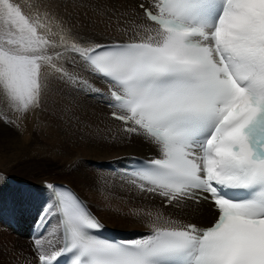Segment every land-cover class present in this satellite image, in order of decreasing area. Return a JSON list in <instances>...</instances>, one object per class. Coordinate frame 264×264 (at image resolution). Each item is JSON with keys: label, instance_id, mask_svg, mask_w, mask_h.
<instances>
[{"label": "snow or ice", "instance_id": "snow-or-ice-1", "mask_svg": "<svg viewBox=\"0 0 264 264\" xmlns=\"http://www.w3.org/2000/svg\"><path fill=\"white\" fill-rule=\"evenodd\" d=\"M105 14L119 39H84L43 5L33 19L0 0V123L22 131L54 86L99 97L125 136L155 148L120 175L162 207L134 210L146 237L103 241L80 198L45 182L37 223L57 226L32 238L37 264H264V0H129ZM40 196L22 186L13 203ZM205 205L207 226L163 211Z\"/></svg>", "mask_w": 264, "mask_h": 264}, {"label": "bare ground", "instance_id": "bare-ground-1", "mask_svg": "<svg viewBox=\"0 0 264 264\" xmlns=\"http://www.w3.org/2000/svg\"><path fill=\"white\" fill-rule=\"evenodd\" d=\"M11 2L20 7L21 13L26 18L33 19L37 4L47 7L58 19L64 21L67 27L72 29L74 35L84 39H97L100 33L106 32L111 36L114 35L115 39H119L114 32V25L109 24V16L105 13L111 8L128 3L129 0H11ZM8 29L9 25L0 18V41L7 39ZM37 31L38 34H43L42 29ZM97 87L103 91L105 85L98 83ZM48 98L47 94L42 110L28 117L22 124V131L0 123V173L6 171L12 174L19 166L29 162L41 165L40 161H45V167L41 165L42 172L37 185L32 184L33 190L36 192H44L47 195L44 188L45 182L68 184L82 195L90 207L95 206L94 209H91L105 225L126 230L148 228L142 218L133 214L134 210L148 207L161 208V206L149 200L145 194L140 193L129 182L122 179L120 173L116 174L110 168L113 165L123 167L131 156L142 155L147 148L152 147L140 138L125 136L120 131L118 123L108 117V109L99 102V97H85L74 93L61 97L60 102L66 104L74 116L68 115L70 118L66 122L65 119L60 118L57 128H55L56 126L54 127L47 116V111L52 109V107L49 108L52 106L49 105L52 100L48 104ZM54 101L52 102L54 103ZM75 122L84 130V134L87 129H91L90 135L75 134V128H73ZM64 124L65 126L68 124L71 131ZM65 129L69 130V134ZM101 137L103 138L101 139ZM82 155H88L89 159L93 160L92 163L87 162V166L94 175L98 174L99 176V173L104 170L108 173L109 180L111 177H117L119 183L116 179L114 182L105 179V182H98L100 184L98 187V185H94V177L80 174L77 178L82 184L86 183V187H83L82 184H74L72 177L75 175L74 170L77 164L81 162ZM47 162H50L52 166L48 167ZM47 167L51 169L50 172L47 171ZM89 170L86 171L89 172ZM60 178L63 179L59 180ZM3 184L0 175V186ZM118 185H121L123 190L118 189ZM163 211L166 216L183 217L204 226L209 225L214 218L213 214L207 210L206 205L202 213L196 215L185 212L176 213L172 208L163 209ZM53 220L46 234L56 228L57 217L53 216ZM33 222L30 223L29 220H26L24 223L32 224ZM57 242L60 243L59 235ZM23 250L25 251L24 248ZM30 252L32 251H28V253ZM15 263L27 264L26 261L22 262L21 260Z\"/></svg>", "mask_w": 264, "mask_h": 264}, {"label": "rangeland", "instance_id": "rangeland-1", "mask_svg": "<svg viewBox=\"0 0 264 264\" xmlns=\"http://www.w3.org/2000/svg\"><path fill=\"white\" fill-rule=\"evenodd\" d=\"M100 34H101V36H100ZM100 34L97 37V39L100 40V41L112 40V39L116 38V37H114V35L111 36V34L107 33V32L106 33H100ZM103 35H105V36L103 37ZM57 88H59V90H57ZM65 90L66 89H64L63 86H54L52 91H50L48 93V97L49 98L47 99L48 100L47 103L49 104V102L51 100L52 101L55 100L54 103L56 102L54 104L51 101L49 105H52V106H49V108L51 109V107H52V109L47 111L48 120L54 125V127L56 126L55 128H57V122H59L60 118H62L63 120L65 119L64 121L66 122L67 119L70 118V116L71 117L74 116V114H71V111L68 109L67 105L64 104L62 101L60 102L61 97H63L64 95L67 96V95L71 94V92H69L68 89L66 91ZM63 91H64V93H63ZM52 97H53V99H52ZM48 114H50V115H48ZM68 115H70V116H68ZM49 121H48V123H49ZM73 125H74L73 128H75L74 129L75 134H79L80 133V134H83V135L87 136V135H90V132L92 131L91 129L90 130L87 129L85 131V134H84V130L81 129L80 126H78L76 122L73 123ZM64 126H65V124H64ZM68 126L69 125L67 124V126H65V127L69 128V130H70L71 127H68ZM65 130H66V133L69 134V130H67V129H65ZM102 138L103 137H101V139ZM97 140L99 141V139H97ZM67 146H70V145H67ZM80 160H81V162L78 163L77 166H76L77 170L76 169L74 170V174L75 175L72 177V179L74 181L73 182L74 184H82V182L77 178L80 174H85V175H88L89 177L91 176V178L94 177V179H95L94 180V185H98V187L100 186V184H99L100 181H99L98 177H100L101 175H103L105 177L106 181H111V179L109 180L108 173H106L104 170H102V172L99 173V176H98V174L94 175L91 172V170H89L90 168L87 166V162L92 163L93 160L89 159L88 155H82L80 157ZM40 162H41L40 164L42 166H44V164L46 163L45 161H40ZM47 164H48V167L52 166V165H50V162L49 163L47 162ZM41 165H39V164L36 165V163H34V162H29L26 165L19 166L16 169V171L13 172L12 174L10 172H6V171H3V172L0 173V175L2 176V179H3V182H4L3 186H0V264H16L15 262L16 261L19 262L20 260L22 262L26 261L27 264H29V263L33 264V262H34L33 261L34 258L33 259L30 258V257H34V253L30 252L32 255L30 253H28V251L31 250V247L28 246V243L25 240V237L23 235H18L17 236L16 233H18V232H16V230L15 231L9 230V223H4V228H3V224H2L3 222L2 221H4V222H7L9 220L12 221V220H14L15 217H17V221H19V223L22 222V221L25 222L26 220H29L30 223H31L32 221L35 220V217H34V215L33 216L29 215L28 217H25L24 213L25 212L27 213V211H25V208L26 207L29 208L30 206H34L33 208L36 209L40 213L42 208L44 207L45 203L48 202V197H47V195L45 193V196H46L45 198H44V196H43V198L40 196L38 201H36L34 203H31V204H27V205H24V206H15L14 203H13V192L15 191V189H17L19 187H22V186H27L28 188L33 190L34 186L32 184L35 183L37 185V181L39 180L40 174L42 172ZM85 169L89 170V172L86 171ZM50 170H51L50 168L47 169V171H49V172H50ZM79 171H80V173H79ZM116 174H119V173H116ZM62 179L63 178H60L59 180H62ZM116 179H117V177H116ZM82 186L86 187V183H83ZM120 186L121 185L117 186L118 189H120V190L122 189L123 190V187L122 186L120 187ZM35 187H38V186H35ZM33 191H36V190H33ZM91 208L94 209L95 206L92 205ZM17 211H19V212H17ZM30 214H31V212H30ZM18 216H20L21 218L18 217ZM21 228H23V226H21ZM33 237H35V234L33 235ZM31 241L33 242V239H31ZM56 242H57V237H56ZM45 244L48 245L47 242H45ZM57 244H58V242H57ZM21 246H23V247H21ZM48 247H49V245H48ZM23 248L25 249V251L23 250ZM26 248H27V250H26ZM29 260H30V262H29Z\"/></svg>", "mask_w": 264, "mask_h": 264}]
</instances>
